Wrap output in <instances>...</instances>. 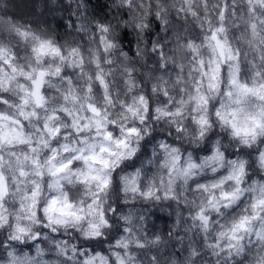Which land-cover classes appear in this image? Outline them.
<instances>
[{
  "label": "clouds",
  "instance_id": "1",
  "mask_svg": "<svg viewBox=\"0 0 264 264\" xmlns=\"http://www.w3.org/2000/svg\"><path fill=\"white\" fill-rule=\"evenodd\" d=\"M0 264H264V0H0Z\"/></svg>",
  "mask_w": 264,
  "mask_h": 264
}]
</instances>
